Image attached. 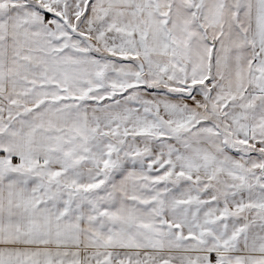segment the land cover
<instances>
[{
	"label": "snow or ice",
	"instance_id": "1",
	"mask_svg": "<svg viewBox=\"0 0 264 264\" xmlns=\"http://www.w3.org/2000/svg\"><path fill=\"white\" fill-rule=\"evenodd\" d=\"M0 264H264V0H0Z\"/></svg>",
	"mask_w": 264,
	"mask_h": 264
}]
</instances>
